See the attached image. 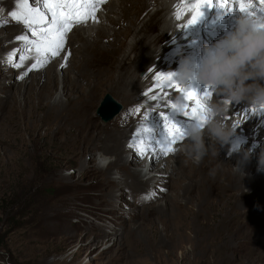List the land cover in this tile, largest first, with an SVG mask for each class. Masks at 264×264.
<instances>
[{
  "label": "bare ground",
  "instance_id": "bare-ground-1",
  "mask_svg": "<svg viewBox=\"0 0 264 264\" xmlns=\"http://www.w3.org/2000/svg\"><path fill=\"white\" fill-rule=\"evenodd\" d=\"M99 1L89 0L95 6ZM14 2L15 4L18 3V1ZM133 2L134 5L129 10L114 14V16H117L115 21L117 23L123 15L128 13L129 17L122 29H115L111 26L110 22H113L114 19L109 16L110 13L108 14L107 7L110 6V11L117 9L119 11V9H124L125 7H120L122 4H118L114 0L110 3H105L100 10L94 9L96 20L93 23L80 24V26L77 25L78 27L71 29L73 33H83V35L79 36L80 38L78 37L79 41H81L79 51L74 48L72 42L74 39H71V34H68L64 39V44H70L69 49L64 47L63 53L58 58L54 57L51 60L52 57L49 56L47 59L48 62L51 60V63L48 66L44 64L43 67L33 68L36 70L34 74L39 76L38 80L34 77L36 79L34 83H40V79H42V83L41 85L38 84L39 90L34 93L33 97L30 93L26 94L23 105L16 107L17 99L15 97L12 99L10 104L16 108V111L9 116L7 128L3 129L4 144L11 147L13 144L11 139L21 138L27 127L24 124V119H30L36 128L44 130L42 135V138H44L43 146L47 144H50V147L56 146V148H62L64 147L63 145L67 146L69 151L66 150V152H69V156L64 154H55V156L60 160L64 159L66 162L76 163L78 168L77 175L79 173V176L82 171L92 174L93 178L91 180L93 183L89 187L99 188V193L94 197L96 200L99 199V202L105 203L108 201L106 195L111 194L109 196L111 200L107 202L108 206L106 207L113 204L114 200H112L110 191L115 189L119 190L121 195L119 197L126 195V190H128V193L130 191L132 196H135L139 192H147L144 188L142 190L138 189L145 182L150 183L153 186L152 188H157L160 183L166 184L173 199L170 202L165 200L163 204L159 203L152 207L156 215L162 213L165 216L162 221V229L165 234H168L171 238L188 237L196 226L203 229V232L195 240H186L190 247L189 249L184 248L186 249L185 257L196 251L195 264H212L216 261L217 264H243L240 262L247 260L246 258L249 259V257L244 258L243 256L245 240L239 232V227L247 220L255 218L263 220L264 218V171L258 170L257 165L258 155L261 148H264V143L260 147L262 138H259V135L257 136L256 134L260 131L264 135V121H261V119H264V113L259 115L252 113L253 115L249 119L247 118L246 122L243 121V129L238 133L235 131L232 137L231 142H240L243 144L242 149L250 150V155L246 160L237 154L228 157L227 147L214 145L207 135H205V144L206 146L210 145L209 153L200 164L193 163L185 154L182 156L181 162L170 161V159H167L168 157L160 159L161 153L159 149L163 146H157L155 139H162L163 137L157 138L155 136V139H151L146 135L137 137L136 134L141 126L150 128L155 124L158 127L163 126L159 116L161 111H157L155 108L150 110L140 108V101L139 103L136 102L137 106L134 101L150 86L152 87L153 84L157 86V84L153 83L151 75L158 72L165 63H171L172 69L166 72L163 70L164 77L175 72L180 62L184 59H187L193 67L199 65L201 57L198 59L193 47L191 48L196 36V32L193 30L194 23L185 27L195 11L191 5L197 3V0H134ZM156 4V9L152 13L147 14V18L141 22L140 29L133 30V25L137 23L141 13ZM178 4L181 6L179 20L176 19V5ZM39 6L41 11L46 12V9L42 7V0ZM4 8L6 9L4 13L10 15L11 10ZM241 15L242 13L238 10H233V17L225 21L226 30L223 31L221 26H217L214 39L219 40L233 31L236 27V20ZM169 22L172 27L166 28L165 25ZM125 29H127L126 32H124ZM128 29L133 30L135 34L132 32V36ZM142 30L144 33L141 38L142 40L145 38L147 42L142 44L141 40L138 47H135V37ZM3 32H5V35L0 37V49L1 44H5L14 51L26 45L24 41L17 39V37H29L30 35L28 31L19 32L14 26H6L2 30L0 28V33ZM129 35L134 39L128 41ZM107 36L113 37L111 42L106 41ZM31 38L30 40H35L32 34ZM165 39L177 40L165 51L166 53L172 52L173 57L167 58L166 53L162 52V58L158 59L156 57V45ZM151 45L149 52L146 55H141L144 46ZM28 49V53L23 55L25 58L18 62L20 68L16 67V71L22 74L17 86L18 84L21 85L20 82H26L27 66L32 67L37 62V59H45L44 56L38 57L32 46ZM107 50L109 51L107 52ZM102 54H106L109 60H107V57L104 58ZM130 54L133 58H129ZM100 56L104 60L103 63H99L97 60ZM149 58L152 59L149 60ZM148 63L150 65L145 68ZM61 65H64V71L59 69ZM141 67L146 69L144 79H140L137 76V72ZM29 80L31 81L32 79L30 78ZM58 84H60L59 91L56 90ZM195 84H199L202 90L201 93L205 90V85L201 84L197 79ZM177 88L183 89L176 87L166 92L159 90L157 95H153H161L159 96L160 100L153 101L151 99L153 95L149 96L148 100L155 107L172 103L178 105L187 103L188 107L186 109L181 108V118L171 117L169 111L165 112L173 123H177L178 126L186 129L191 123L189 117L195 105L192 100H182ZM103 91H114L124 101L122 110L120 108L112 116L111 119L120 112L111 123H106L111 119L108 121L101 120L103 123L97 121L93 113ZM212 92L213 90L211 89L208 95L204 94L202 100L207 101L210 99ZM218 98L220 101L223 100L221 96ZM132 106H134V109L139 108L140 111L138 113L144 115H141L142 117L139 119L129 117L127 111ZM239 106L250 108L246 103L240 102L232 103L230 109L233 111ZM6 107L7 109L10 108L8 105ZM184 111H188L189 116H183ZM145 114L148 115L147 120L145 119ZM97 117L99 116L97 115ZM257 122H260L263 127L256 128L255 124ZM249 135L252 136L250 140L248 139ZM179 141L178 147L174 152L176 156L181 153L180 149L186 142L185 137L183 136ZM130 143L133 144L132 148L128 146ZM149 145L152 146L151 150H149L150 165L142 173L140 167L143 168L145 166V159H140L139 155ZM217 147L218 155L215 156L213 152ZM256 147L257 149H255ZM99 149L102 150L101 153L105 156L114 155V158H110L105 167H98L96 162L92 164L91 161L83 159L84 153L90 154ZM126 149L134 152L132 155L134 161L131 162V167H135L133 170L128 167V163H130L128 157L122 155ZM46 155L50 158L54 156L53 153ZM160 165L163 169L159 168ZM234 166H238L242 172L236 171ZM150 168H153L154 171L151 172ZM114 169L118 172L117 179L110 175ZM212 169H216L215 176L209 175ZM53 174L48 179L55 181L58 187L68 185L67 177ZM77 178L76 176L74 179L76 180ZM120 183L124 186H119ZM149 186L147 188H150ZM162 193L164 194V190ZM115 197L117 196L113 195V198ZM148 197L150 199L153 196ZM257 222L260 223V220ZM152 227L154 228L153 225ZM259 246L257 244L254 245L255 248H259ZM254 247L250 250L257 251ZM193 248L195 249L192 250ZM196 249L201 251L200 255ZM260 249V252L264 250L263 243ZM255 264L258 263L255 261Z\"/></svg>",
  "mask_w": 264,
  "mask_h": 264
},
{
  "label": "rangeland",
  "instance_id": "rangeland-1",
  "mask_svg": "<svg viewBox=\"0 0 264 264\" xmlns=\"http://www.w3.org/2000/svg\"><path fill=\"white\" fill-rule=\"evenodd\" d=\"M14 1L18 0H0V28L2 30V28L6 26H14L19 32L28 31V33H30L28 38L30 40L32 39V32L12 17H7L11 15L4 13L6 10L4 7L11 10L10 13L14 11L17 4H15ZM112 1L113 0H100L95 8L100 10L102 5ZM114 1L118 4H122L120 7L125 8L119 9V11L118 9L110 11V6L105 7H107L109 11L108 14L110 13L109 16L114 19L113 22H110L111 26L115 29H122V26L126 24L129 17L128 13L123 15L117 23L115 22L117 16H114V14L132 8L134 0ZM31 5L37 7L40 3H38L37 0H33L30 3V6ZM156 7L157 4L152 5L142 13L140 12V20L138 19L137 23L134 24L135 26L133 25V30H139L141 22L145 20L148 16L147 14L152 13ZM15 11L19 12V9L16 8ZM95 20L96 18L94 20L90 18L85 24L93 23ZM78 26L74 25L72 28ZM133 30L131 31L128 29L131 34L132 32L135 34ZM71 31L72 30H70L67 35L71 34V39H74V41H72L74 48L79 51L81 46L79 36L83 35V33H73ZM126 31L127 29L124 30V32ZM143 33L144 31L142 30L139 35L135 37V47H138V44L142 40L141 37ZM3 35H5V32L0 33V37ZM132 36L129 35L127 40L130 41L134 39ZM112 38V36H107L106 41L111 42ZM175 41L177 40L165 39L163 42L157 44L156 57L161 59L162 52H165ZM146 42L147 40L144 38L142 44ZM27 46L30 45H24L20 49H17V51H14L5 44H1L0 49V264H195L197 258L196 251L191 255L188 254V257H185L186 249L190 247L186 240H195L199 237L200 233L203 232V229L196 226L194 228L195 230L193 229L188 237L171 238L168 234H165L162 229V221L165 216L162 215V213L157 214V216L153 212L152 207H154V205L159 203L163 204L165 200L170 202L173 199L166 184L160 183L157 188H152L153 186L150 185V183L145 182L139 186L138 189L142 190L144 188L147 192L142 191L135 196H132V193L130 191L128 193V190H126L127 194L119 197L121 196L120 192L118 189H115L110 191L114 202L109 207H106L108 206L107 202L111 200L109 199L111 194L106 195L108 201L105 198L107 201L105 203L99 202V199L96 200L94 197L99 193V188L89 187V185L93 183L91 180L93 178L92 174L82 171L79 176V173L77 175L78 168L76 163L66 162L64 159L60 160L55 156V154L69 156V152H66V150L69 151L67 146L63 145L64 147L62 148H56V146L50 147V144L43 146L44 138H42V135L44 134V130L36 128L33 121L30 119L26 120L23 118L24 124L27 127L21 138L11 139L13 143L11 147L4 144L5 136L3 129L7 128L9 116L16 111V108L12 107L13 105L10 104L12 103V99L14 97L17 99L16 107L23 105L26 94L30 93L33 97L34 93L39 90V85L42 83V79H40L39 85L36 84V82L34 83V80H38L39 76L34 74L36 70L27 66V72L25 74L27 75V80L24 83L20 82L21 85L18 84L17 86V83L22 78V74L16 71V66L14 65L19 64L18 62L22 60L21 57H24L23 55L28 53V48L31 46ZM69 46L70 44H64L66 49H69ZM64 47L55 58L60 57L65 49ZM150 47H152V45L144 46L141 55H146ZM108 51L109 50H107V52ZM13 53H15V55H12ZM102 55L104 58L107 57L106 54ZM166 55L168 56L167 58L173 57L172 52H167ZM53 58L54 57H52L51 60ZM129 58H133V56L130 54ZM151 59L152 58H149V60ZM51 60L46 63L47 66L51 63ZM97 60L99 63L104 62L101 56L97 58ZM107 60H109V57H107ZM170 64L165 63V65L162 66L163 68L161 67L158 72L151 75L153 83L157 84L156 77L158 74L164 77V71L166 72L172 69V65ZM149 65L148 63L145 68ZM19 68L20 67H18V69ZM143 68L144 67H141L137 72V76L140 79H144L146 74V69ZM59 69L64 71V65L63 67H59ZM59 72H61V70H59ZM30 78L32 79L31 81L29 80ZM162 81L163 80H161L160 83H162ZM195 81L196 79L193 75L185 81V84H180L174 79L172 84L175 85V87L162 88L153 84L152 87L150 86L134 101V104L137 106L136 102L139 103L140 101V108L146 110L155 108L157 111L161 112L169 111L171 117L181 118V112L176 113L170 111V108L152 106L148 97L153 94L157 95L159 90L166 92L176 87H191L197 92L204 106L212 103V101L213 103L220 101L218 98L219 95L213 89L210 99L203 101L202 97L204 92L201 93L202 90L199 84H195ZM56 90H60V84H58ZM105 94L110 95L112 99L119 103L122 110L124 101L114 91H103L98 103ZM6 105L10 106V108L7 109ZM251 109L253 108L250 107L248 109L245 106H239L233 111L230 109L228 115H225L224 119L230 123L236 133H238L243 129L246 119H249L253 115ZM93 113L96 120L103 123L95 114V109ZM127 113L132 119H139L144 115L136 112L134 106L130 107ZM118 114L106 123H111ZM261 121L263 122L264 119H261ZM260 124V122H257L255 127L262 128L263 126ZM152 129L154 130L153 135L157 138L166 135L171 139V135L166 129H163V126L158 127V125L155 124L152 125ZM256 134L257 136L259 135V138H262L261 147L264 143V135L260 131ZM251 137L252 136L249 135L248 139L250 140ZM178 141L179 140L169 144L168 147L170 149L172 148V150L168 151L167 155L161 154L159 158L168 157L167 159H170V161L181 162L184 152L181 151L177 156L174 154L180 142ZM241 145L243 146L242 143ZM255 149H257V147ZM101 151L102 150L99 149L90 154L84 153L83 159L85 161H91L93 164V162H96L97 153H101ZM48 153H53L54 156L50 158L46 155ZM133 153L132 150L126 149L122 154L124 157H128L130 161L128 167L130 170L135 168L131 167V162L134 161V159H132ZM107 157L113 159L114 155ZM139 157L140 159H145V166L143 168L140 167V171L144 173L150 165V153L149 151H144V154L139 155ZM159 168L163 169L161 165ZM150 170L151 172L154 171L153 168H150ZM53 173L67 177L68 185L58 187L55 181H50L48 177L52 176ZM249 174H251V172H249ZM110 175L117 179L118 172L114 169ZM76 176L78 178L75 180L74 178ZM119 186L124 185L120 183ZM147 186L150 188H147ZM163 190L164 194L162 193ZM113 195L117 197L113 198ZM148 196L153 197L149 199ZM162 198L164 199L162 200ZM256 219L257 218L247 220L239 227V232L245 240L243 256L244 258L249 257V259L246 258L247 260L240 262L243 264H255V261L258 264H264V250L260 252L261 244H264V218L263 220L259 218ZM259 220L260 223L257 222ZM176 241L177 243L175 244ZM255 243L257 246L260 244L259 248L254 247V245H256ZM252 246L257 251L250 250L253 248ZM194 249L195 248L192 250ZM196 250L200 255L201 251L198 249ZM208 252L210 253V251ZM212 264H217V261Z\"/></svg>",
  "mask_w": 264,
  "mask_h": 264
},
{
  "label": "clouds",
  "instance_id": "clouds-1",
  "mask_svg": "<svg viewBox=\"0 0 264 264\" xmlns=\"http://www.w3.org/2000/svg\"><path fill=\"white\" fill-rule=\"evenodd\" d=\"M264 18L242 14L236 20L233 31L211 46L205 45L199 65L193 67L187 59L180 62L172 75L180 84H185L189 77L195 76L201 84L211 85L222 101L205 106L204 126L192 122L185 129V144L180 151L200 164L209 153L210 145L205 144V135L218 147H227L228 157L240 155L246 160L250 150L242 149L240 142H231L235 129L224 117L230 111L232 103L244 102L254 109L264 106ZM171 28L169 22L165 25ZM218 147L213 155H218ZM109 157L97 153L96 164L105 167ZM258 170L264 171V148L257 159ZM236 171H241L234 166ZM242 172V171H241ZM216 169L209 173L215 176Z\"/></svg>",
  "mask_w": 264,
  "mask_h": 264
},
{
  "label": "snow or ice",
  "instance_id": "snow-or-ice-1",
  "mask_svg": "<svg viewBox=\"0 0 264 264\" xmlns=\"http://www.w3.org/2000/svg\"><path fill=\"white\" fill-rule=\"evenodd\" d=\"M38 3L41 0H37ZM31 0H18L16 4V8L19 9V12L13 11L10 13L11 17L16 20L18 23H21L32 32V35L35 37V40H29L27 36H19L17 39L25 42L26 45H31L37 56H44L45 59L40 60L37 59V62L32 65V68L43 67L44 64L48 62V57H55L59 55V52L64 47V39L67 33L72 29L74 25H80L86 23L90 18H95V5L89 2V0H42V7L46 9L45 11H41V7H32L30 6ZM239 3V12L248 16H255L256 13L252 9L251 4H246L244 0H238ZM210 3L205 2V0H197V3L191 5V7L195 10L192 18L188 20L185 27L195 23L198 17L201 15L200 9L205 5ZM221 7L224 5L221 4ZM177 13L176 19H180V5H176ZM259 17L264 18V8L261 9ZM260 27H264V24H261ZM12 55H15L13 53ZM25 57H21L24 59ZM10 60V58H9ZM14 66L20 67L19 64H15ZM63 67V65H61ZM174 76L169 74L166 77H161L159 74L156 77L157 86L158 87H175L172 84ZM163 80V83L160 81ZM212 89L211 85H205V90L203 91L205 95H208ZM177 91L181 94V99L184 101L192 100L195 102V107L191 110L190 121L199 123L201 127L204 126L203 117L206 116V109L203 103L200 101L197 92L191 87H185L183 89L177 88ZM167 95V93H165ZM153 101L160 100L159 96L153 95L151 96ZM164 106L170 108L172 112H180L181 108H187V103L183 105H178L176 103H172L170 105H157ZM136 112H139L140 109L136 108ZM251 112L254 115H259L264 113V106L260 109H251ZM162 122L163 129H167L168 133L171 135V139L168 136L163 135L162 139H155L154 130L150 127L141 126L140 130L137 132V137L141 135H146L151 139H155V143L160 147V153L163 155H167L168 151H171L168 147L169 144L175 143L177 140L181 139L184 136L185 128H182L177 125V123H173L172 120L169 119V115L165 112H161L159 114ZM183 116H189L188 111L183 112ZM145 119H148V115L145 114ZM129 148L133 147V144L128 145ZM152 146L149 145L147 148L140 152V155L144 154V151L151 150Z\"/></svg>",
  "mask_w": 264,
  "mask_h": 264
},
{
  "label": "water",
  "instance_id": "water-1",
  "mask_svg": "<svg viewBox=\"0 0 264 264\" xmlns=\"http://www.w3.org/2000/svg\"><path fill=\"white\" fill-rule=\"evenodd\" d=\"M119 109V103L110 95L105 94L95 108V114L99 116L100 120L108 121Z\"/></svg>",
  "mask_w": 264,
  "mask_h": 264
}]
</instances>
